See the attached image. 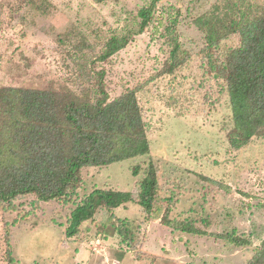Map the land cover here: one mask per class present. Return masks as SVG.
I'll list each match as a JSON object with an SVG mask.
<instances>
[{"label": "rangeland", "instance_id": "obj_1", "mask_svg": "<svg viewBox=\"0 0 264 264\" xmlns=\"http://www.w3.org/2000/svg\"><path fill=\"white\" fill-rule=\"evenodd\" d=\"M222 0H159L148 27L107 63L110 99L140 89L137 99L150 143L148 157L108 167L85 168L67 201H16L0 207V264H247L264 240V139L239 150L226 141L230 106L221 82L205 76V42L196 19ZM233 1V0H232ZM264 6V0H246ZM151 0H0V87L76 90L87 67L114 35L133 33L138 13ZM176 39L187 60L182 70L159 78ZM235 41V40H234ZM82 51V52H81ZM153 161L159 167V196L150 217L135 203L93 220L67 238L70 213L95 189L132 192L138 178L130 167ZM171 197V198H170ZM191 220L203 234L165 226ZM121 219V220H119ZM134 225L122 243L116 224ZM248 240L236 247L221 238ZM99 242V244H97Z\"/></svg>", "mask_w": 264, "mask_h": 264}, {"label": "trees", "instance_id": "obj_2", "mask_svg": "<svg viewBox=\"0 0 264 264\" xmlns=\"http://www.w3.org/2000/svg\"><path fill=\"white\" fill-rule=\"evenodd\" d=\"M102 4L108 0H91ZM159 0H151L138 13L137 30L112 36L89 66L81 68L76 90L0 87V207L15 211L16 201L28 197L39 202L67 201L81 184L85 168L108 167L130 159L148 157L150 143L137 99L140 89H129L110 99L104 70L135 35L148 27ZM203 33L207 70L205 76L218 79L229 101L231 115L226 141L239 150L253 140L264 139V6L246 0H222L196 19ZM235 40V41H234ZM170 55L159 78L179 73L187 57L176 39L170 41ZM82 52V51H81ZM138 178L132 192L95 189L70 213L65 235H79L82 224L100 209L111 212L135 202L146 217L152 216L159 196V167L141 162L130 167ZM171 198V197H170ZM171 199L162 223L173 230L203 234L191 220H171ZM121 220V219H119ZM122 243H130L135 227L125 220L116 224ZM221 238L236 246L249 241L235 234ZM8 264H19L9 255ZM247 264H264V240Z\"/></svg>", "mask_w": 264, "mask_h": 264}, {"label": "built area", "instance_id": "obj_3", "mask_svg": "<svg viewBox=\"0 0 264 264\" xmlns=\"http://www.w3.org/2000/svg\"><path fill=\"white\" fill-rule=\"evenodd\" d=\"M97 244H99V242H97Z\"/></svg>", "mask_w": 264, "mask_h": 264}]
</instances>
